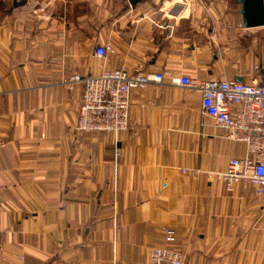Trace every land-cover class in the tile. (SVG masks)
<instances>
[{"label":"crops","instance_id":"crops-1","mask_svg":"<svg viewBox=\"0 0 264 264\" xmlns=\"http://www.w3.org/2000/svg\"><path fill=\"white\" fill-rule=\"evenodd\" d=\"M240 9L0 0V264H144L163 229L186 264H264V195L209 176L249 157L245 145L170 83L251 82L264 26L245 28ZM122 68L164 79L131 91L127 131L77 135L83 84L71 78Z\"/></svg>","mask_w":264,"mask_h":264},{"label":"built area","instance_id":"built-area-1","mask_svg":"<svg viewBox=\"0 0 264 264\" xmlns=\"http://www.w3.org/2000/svg\"><path fill=\"white\" fill-rule=\"evenodd\" d=\"M38 11L42 12L43 9ZM109 50L108 47L97 46L94 55L103 59ZM251 72L253 78L250 83L201 81L187 76L173 77L170 83L198 92L202 113L215 121L227 139L246 147L249 157L231 158L224 172L209 176L222 181L227 192H233L235 186L243 182L253 186L257 196H263L264 67L253 65ZM163 79V74L129 73L125 68L104 69L97 76H73L71 83L83 84L74 131L79 136L127 131L131 91L161 83ZM162 236L164 245L153 247L144 264H186L184 252L172 246L175 242L174 232L163 229Z\"/></svg>","mask_w":264,"mask_h":264},{"label":"water","instance_id":"water-1","mask_svg":"<svg viewBox=\"0 0 264 264\" xmlns=\"http://www.w3.org/2000/svg\"><path fill=\"white\" fill-rule=\"evenodd\" d=\"M143 0H128L131 8L141 3ZM241 5L239 14L242 18V25L245 28L264 26V3L263 0H237ZM23 3L15 4L20 6Z\"/></svg>","mask_w":264,"mask_h":264},{"label":"rangeland","instance_id":"rangeland-1","mask_svg":"<svg viewBox=\"0 0 264 264\" xmlns=\"http://www.w3.org/2000/svg\"><path fill=\"white\" fill-rule=\"evenodd\" d=\"M231 7H233L234 9L237 8V6L234 3H231Z\"/></svg>","mask_w":264,"mask_h":264}]
</instances>
